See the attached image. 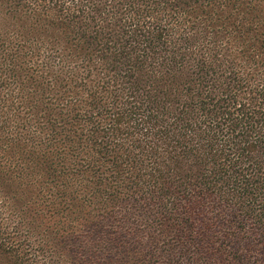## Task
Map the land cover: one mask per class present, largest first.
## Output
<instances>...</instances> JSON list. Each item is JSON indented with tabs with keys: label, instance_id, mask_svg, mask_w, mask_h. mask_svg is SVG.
<instances>
[{
	"label": "trees",
	"instance_id": "obj_1",
	"mask_svg": "<svg viewBox=\"0 0 264 264\" xmlns=\"http://www.w3.org/2000/svg\"><path fill=\"white\" fill-rule=\"evenodd\" d=\"M0 264H264V0H0Z\"/></svg>",
	"mask_w": 264,
	"mask_h": 264
}]
</instances>
